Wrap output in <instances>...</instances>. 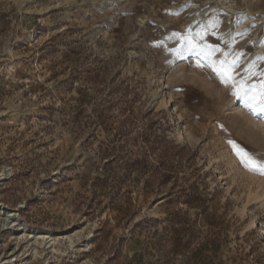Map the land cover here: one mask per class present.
Returning a JSON list of instances; mask_svg holds the SVG:
<instances>
[{
    "label": "rangeland",
    "instance_id": "rangeland-1",
    "mask_svg": "<svg viewBox=\"0 0 264 264\" xmlns=\"http://www.w3.org/2000/svg\"><path fill=\"white\" fill-rule=\"evenodd\" d=\"M241 81L264 0H0V264H264Z\"/></svg>",
    "mask_w": 264,
    "mask_h": 264
},
{
    "label": "snow or ice",
    "instance_id": "snow-or-ice-1",
    "mask_svg": "<svg viewBox=\"0 0 264 264\" xmlns=\"http://www.w3.org/2000/svg\"><path fill=\"white\" fill-rule=\"evenodd\" d=\"M235 61L232 62L235 65ZM200 66L199 64L197 65ZM218 74L221 75L223 82L227 83L228 81L233 80L231 75V67H224V62H221V67L219 69L214 68ZM236 90L233 91V95L237 99L243 100L244 107L250 111L252 115H259L264 119V83L261 84V87L258 91L248 89L244 82L241 81L239 86H234ZM232 145L233 150L235 151L239 162L249 171L256 172L260 175H264V156L259 158L249 152L244 148H241L234 141H229Z\"/></svg>",
    "mask_w": 264,
    "mask_h": 264
},
{
    "label": "bare ground",
    "instance_id": "bare-ground-1",
    "mask_svg": "<svg viewBox=\"0 0 264 264\" xmlns=\"http://www.w3.org/2000/svg\"><path fill=\"white\" fill-rule=\"evenodd\" d=\"M2 222H3L2 223L3 226L9 225V224H12V223L14 224V226H17V225H20V224L22 225V222H20L19 215H17V213H15V212H13L11 210L8 211V213L6 214L5 218H3ZM253 223H254V221H253ZM26 226H28V225L26 224ZM26 226L24 228L27 229ZM5 264H15V263L7 261V262H5Z\"/></svg>",
    "mask_w": 264,
    "mask_h": 264
}]
</instances>
